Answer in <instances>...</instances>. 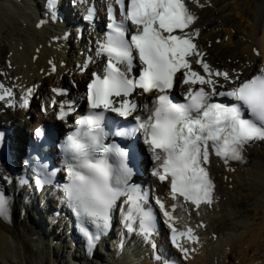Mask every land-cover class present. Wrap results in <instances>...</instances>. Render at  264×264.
Masks as SVG:
<instances>
[{"label": "bare ground", "instance_id": "obj_1", "mask_svg": "<svg viewBox=\"0 0 264 264\" xmlns=\"http://www.w3.org/2000/svg\"><path fill=\"white\" fill-rule=\"evenodd\" d=\"M35 1L0 0V71H7L8 78L17 77L21 85L41 83L39 93L44 95L49 92V84H54L53 79L45 75L50 67L48 59H52L54 51L47 46L50 40H45L48 29L35 26V17L31 14L37 9ZM200 2L203 6L196 8L200 20L195 33H200L198 45L207 51L209 61L216 67L242 73L241 79L264 71V0ZM255 50H259V54ZM33 56L37 58L34 60ZM8 59L13 65L11 69ZM31 112L34 114L27 119L28 112L0 108V122L10 120L14 127L11 156L16 166L25 155L21 146L27 138L26 129L38 119L36 107ZM245 152L247 162L239 166L231 164L237 167L234 170H231L233 167L228 170V165L221 161H211L217 182L211 207L204 206L197 211L189 208L186 212L190 214L185 216H182V208L176 211L181 217L179 225L189 220L195 224L206 223L199 229L201 239L195 244L194 259L183 264H264V143L247 146ZM149 182L155 183V180ZM157 186L159 192L166 187ZM6 188L10 194L12 222L0 218V264H79V250L73 260L66 254L70 253L72 245L68 240L69 227L62 217L54 216L63 194L53 192L57 202L52 204L45 195H37L33 188L20 185L17 178ZM116 237L104 239L101 253L95 252L102 264H159L148 257L140 258L139 253L124 256L117 248V241L111 242V247L105 245L107 240ZM136 241L144 253H148L149 246Z\"/></svg>", "mask_w": 264, "mask_h": 264}, {"label": "rangeland", "instance_id": "obj_2", "mask_svg": "<svg viewBox=\"0 0 264 264\" xmlns=\"http://www.w3.org/2000/svg\"><path fill=\"white\" fill-rule=\"evenodd\" d=\"M1 11V10H0ZM256 252H258V250H256Z\"/></svg>", "mask_w": 264, "mask_h": 264}]
</instances>
